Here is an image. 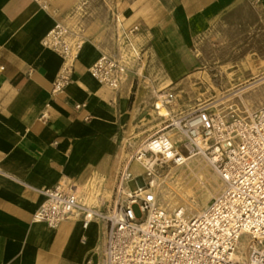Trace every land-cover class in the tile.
I'll use <instances>...</instances> for the list:
<instances>
[{
	"label": "crops",
	"instance_id": "0c3cea01",
	"mask_svg": "<svg viewBox=\"0 0 264 264\" xmlns=\"http://www.w3.org/2000/svg\"><path fill=\"white\" fill-rule=\"evenodd\" d=\"M44 1L45 10L33 0H0V264H101L100 221L84 229L75 214L50 229L35 215L44 201L40 191L62 179L100 191L98 206L109 202L132 84L125 80L115 91L100 86L88 69L104 48L85 39L70 82L53 95L63 61L41 41L56 22L70 26L85 0ZM120 2L121 27L137 28L140 62L147 56L159 65L171 81L165 86L194 70L195 49L213 34L240 32L243 22L254 26L264 17V0ZM104 193L109 200L102 201Z\"/></svg>",
	"mask_w": 264,
	"mask_h": 264
},
{
	"label": "built area",
	"instance_id": "2783aa9c",
	"mask_svg": "<svg viewBox=\"0 0 264 264\" xmlns=\"http://www.w3.org/2000/svg\"><path fill=\"white\" fill-rule=\"evenodd\" d=\"M33 1L40 9L47 8L44 0ZM115 19L120 33L116 40L123 51L101 53L88 69L100 86L112 91L127 80L131 60H140L134 42L137 28L123 29ZM79 33L56 22L41 41L63 61L53 82V95L70 82L84 42ZM158 93L152 108L163 119V127L129 158L119 161L111 208L81 206L78 188L62 179L40 191L44 201L35 217L50 229L75 213L84 229L100 221L104 225L101 264H264V107L239 114L233 106L217 110L206 104L172 114L174 92ZM163 110L167 115L159 116ZM46 117L43 112L39 119ZM151 155L173 165H182L191 156L204 159L221 181L220 192L194 216H186L182 209L166 212L151 190L155 170L146 161ZM133 163L142 167L144 175L130 172ZM132 181L137 187L131 191L127 183ZM134 206L141 217H135Z\"/></svg>",
	"mask_w": 264,
	"mask_h": 264
},
{
	"label": "rangeland",
	"instance_id": "374dc122",
	"mask_svg": "<svg viewBox=\"0 0 264 264\" xmlns=\"http://www.w3.org/2000/svg\"><path fill=\"white\" fill-rule=\"evenodd\" d=\"M120 8V0H85L71 17L69 27L75 32L80 31L82 41L85 39L99 41L104 48L103 52L114 53L117 48L122 49L120 41L116 40L118 30L115 24L116 12ZM248 19V16L244 17V20L249 21ZM257 19L259 23L254 26H248L243 22L240 32L230 28L223 33L213 34L202 48L195 49L199 64L194 66V70L179 82L169 86L164 84L170 79L167 77L165 79L161 67L149 62L147 56H144L141 62L131 60L126 80L132 84L129 116L126 126L118 134L116 145L120 151V160L129 158L148 136L163 127L161 125L163 119L151 112L158 92L162 93L168 89L174 92L172 114L185 113L198 105L206 104H211L217 110L233 106L239 114L264 107V17ZM134 42L141 58V49L135 38ZM195 158L198 165L203 168L200 177L193 176L182 166L183 171L177 169L175 177L169 180L167 185L169 189L164 186L165 191H169L168 195L175 200V206H170L171 209L167 208L166 212L184 208L187 216H194L220 192L221 181L217 174L207 161L197 156ZM163 167L165 168H155V176H162L164 171L174 165L169 163ZM132 172L135 176L140 175L137 169ZM177 175L179 182L176 180ZM177 182L178 188L190 184L192 197H189L186 204L192 206V210L186 207L185 203L181 204V200L175 194L173 188L177 187ZM127 187L131 191L135 190L137 183L129 182ZM113 198L114 192L111 193L109 202L100 204L96 209L105 211L111 208ZM157 200L161 205H166L162 201L161 190L157 192ZM133 213L135 217H141L137 206L133 207Z\"/></svg>",
	"mask_w": 264,
	"mask_h": 264
},
{
	"label": "bare ground",
	"instance_id": "6f19581e",
	"mask_svg": "<svg viewBox=\"0 0 264 264\" xmlns=\"http://www.w3.org/2000/svg\"><path fill=\"white\" fill-rule=\"evenodd\" d=\"M152 112H153V110H152ZM163 115H167L165 110L160 112L159 116H163ZM158 130H160V129H158ZM168 133H169L170 136H174V134L172 132H168ZM146 161H148V163L151 165V167L154 168V170H155L156 167L157 168L158 167L165 168V167H163V165L164 164H169L167 161H162L161 159H159L158 156H156V155H151L150 158L147 157ZM182 166H184L185 169H187V171L189 173H192L193 176L196 175L198 177H200V174L202 173V169H203L201 166L198 165V161L195 158V156H191V157L187 158L186 160H184V163L182 165H174V167L169 168L167 171H164L162 176H160V177L155 176L153 178V180L151 181V186H152L151 190H152L153 194L155 195L156 199H157V192L161 190L162 199H163L162 201L165 202L166 205L165 206H163V204L161 205L160 203H158V200H157V203H158V206L161 209L165 210V211H167L166 210L167 208L171 209L170 206H175V200H174V198H172L171 196L168 195L169 191L168 192H167V190L165 191L164 186L167 187L169 180H171L172 178L175 177V171L177 169L183 171V167ZM131 167H132V169H131ZM136 169L140 172V175L137 176V177H141V175H144L143 174L144 170L142 169V167H140V165L138 163H133L130 166V172L134 175V173L132 171L136 170ZM178 176L179 175L176 176V180L179 182V179H177ZM178 182L176 183L177 187L173 188V189L176 191L175 194L178 195L179 199L181 200V204H184V203L186 204V202L188 201L189 197H192L191 186H190V184H188L186 186H182V187L178 188L179 187V183ZM78 190H79V193H80L79 202H80L81 206H83V207H93V208L98 206L97 198L101 194L100 191L94 189L93 187H91V188L84 187V188H81V189H78ZM109 198H110V194L109 193H104L102 201L109 200ZM186 207H188L190 210H192V206H188L187 205ZM179 209H182L183 211H186L184 208H179ZM174 210H172L171 212H168V213L171 214ZM168 211H170V210H168ZM75 214H77V213H75ZM75 214L72 217H75ZM185 215L186 216L188 215L187 211L185 212Z\"/></svg>",
	"mask_w": 264,
	"mask_h": 264
}]
</instances>
